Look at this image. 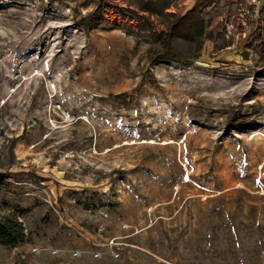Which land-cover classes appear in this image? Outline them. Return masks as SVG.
I'll list each match as a JSON object with an SVG mask.
<instances>
[{"label": "rangeland", "instance_id": "374dc122", "mask_svg": "<svg viewBox=\"0 0 264 264\" xmlns=\"http://www.w3.org/2000/svg\"><path fill=\"white\" fill-rule=\"evenodd\" d=\"M263 2L0 0V264H264Z\"/></svg>", "mask_w": 264, "mask_h": 264}, {"label": "trees", "instance_id": "16d2710c", "mask_svg": "<svg viewBox=\"0 0 264 264\" xmlns=\"http://www.w3.org/2000/svg\"><path fill=\"white\" fill-rule=\"evenodd\" d=\"M143 1V5H139V9L143 11H147L150 7L147 5H152L155 2H159L161 0H141ZM174 0H166L167 6L172 5ZM213 0H197L195 5L189 9L184 14H178L176 12L167 13V16L173 18L172 24L169 26L167 32L163 35H158L157 37L153 35L156 41L162 40L163 48L161 49L160 53L163 58L171 59V58H178L181 56L180 51H178L172 44L171 38L172 35L176 31L183 32L188 38L195 41L199 48H201L202 44V36L204 34V20H199L198 12L199 9L203 5H210L212 4ZM148 8V9H146ZM150 10V9H149ZM164 12V9L162 10ZM260 15H264V2L260 8ZM102 18V5L98 4L95 9L84 19L87 21L86 25H91L99 22ZM189 32V33H188ZM258 39V48L261 51V54L264 55V38L262 35H257ZM25 238L24 228L22 225L12 219H5L4 221H0V243L3 245L8 246H15L18 243H21Z\"/></svg>", "mask_w": 264, "mask_h": 264}, {"label": "crops", "instance_id": "0c3cea01", "mask_svg": "<svg viewBox=\"0 0 264 264\" xmlns=\"http://www.w3.org/2000/svg\"><path fill=\"white\" fill-rule=\"evenodd\" d=\"M196 2L197 0H176V8L186 12L191 9Z\"/></svg>", "mask_w": 264, "mask_h": 264}]
</instances>
